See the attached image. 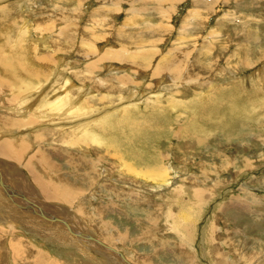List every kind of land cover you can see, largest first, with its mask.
Wrapping results in <instances>:
<instances>
[{"label": "rangeland", "instance_id": "obj_1", "mask_svg": "<svg viewBox=\"0 0 264 264\" xmlns=\"http://www.w3.org/2000/svg\"><path fill=\"white\" fill-rule=\"evenodd\" d=\"M161 1L0 0V66L16 62L18 46L21 63L50 57L41 70L47 80L37 84L47 83L45 99L63 72L71 95L83 90L87 120L98 121L90 124L95 142L74 144L60 132L79 120L31 124L21 120L28 105L17 119L27 91L11 76L6 84L0 69L2 177L59 219L45 221L16 198L18 208L0 188V264H33L40 255L55 264H264V0H169L173 12L162 19ZM92 32L102 39L92 41ZM151 32L159 40L152 66L173 49L193 55L159 75L129 59L87 68L91 49L151 48L141 44L155 41ZM204 40L210 56L197 57ZM11 171L26 186L13 188ZM11 244L24 252L20 262Z\"/></svg>", "mask_w": 264, "mask_h": 264}, {"label": "bare ground", "instance_id": "obj_2", "mask_svg": "<svg viewBox=\"0 0 264 264\" xmlns=\"http://www.w3.org/2000/svg\"><path fill=\"white\" fill-rule=\"evenodd\" d=\"M139 1H141V0H139ZM168 1L169 0H162L161 4H160L161 7L156 9V11L158 12V15L160 16V18L162 17V14L163 15L165 14V12H170V13L173 12L172 10L168 11V9L171 8L170 6H172L174 4L173 3L169 4ZM208 1H210V0H208ZM208 1L203 0L202 3L208 2ZM200 2H201V0H200ZM164 4H165V7L163 6ZM194 4H196V1L194 2ZM130 6H133V1L131 2ZM148 6H150V4H148L146 6L147 9H148ZM194 16L197 19H200V17L198 16V13H196V15L194 14ZM165 18L167 19V16H165ZM199 22H201V21L199 20ZM159 25H160L161 29L165 28L161 24H159ZM28 26H29L28 24L22 23V30L21 31L25 32V33H28ZM153 34H154V32H151L149 37L150 38L154 37L155 41H150V40H147L145 38H142V40H141V44H151L152 45L151 48H147V49H145V48H136L135 50H130L129 49L130 51L126 50V49H125L126 51L124 49L108 51L106 49L104 51V53L98 54L97 50H95V49L92 50L91 47H90L92 54H87V57L89 59V63L88 64H90V66L88 65L87 68L88 69L89 68L92 69V67H93V69H94V68L97 67L98 63L104 62V61H118V62H121V63L128 64L126 62V59L134 60V62H140V65H138V66H142V65H146V64H148L149 66H152L150 60L157 54L158 51H157V47L156 46L159 43V40L157 42V38ZM91 35L93 37L92 41L101 40L102 39L101 33L99 35V33L96 34L95 32H92ZM212 35H214V34L211 33L210 36H212ZM244 38L247 40L248 39V35L244 34ZM199 39H201L200 36L197 37L198 41H199ZM198 43H196V44H198ZM48 44L46 42L42 43V46H44L46 51L50 50ZM203 44L204 45L202 46L201 43H200V49H199L200 53H197V57H201L202 58V57H207L208 55L210 56V53L208 51V49H211L210 46L206 45L205 40H204ZM92 45H94V44H92ZM179 45H183V47H188L187 45L184 46V44H182V42H180ZM16 46H17V44H16ZM20 47L23 48L22 46H20ZM20 47L18 46V50L16 51L18 54L15 55V57H16V59H15L16 62L15 63L12 64V62H7V63H4L3 66H0L1 71L2 72H6L4 77H3V79H2L4 82H6V84L8 83L7 78H10V76H11L12 77L11 80L14 82L15 86L19 85L20 88L23 87V89H25L27 91V93H25V98H21L22 103L19 105V106H21V107H19L20 109L16 110V111L14 110V115L16 117L18 116L17 119H21L20 117L25 115V113H29V114H27L28 117H25V119H21V120L30 121L31 124L33 123V121H32L33 119H36V121H38V122L42 121L43 124L46 123V122H49V121L52 122L53 120H50L51 117L52 118H57V120L55 122H62V124H70V123H74V122L77 123L78 120L80 121V119H82L84 122H80L79 123V121H78V123L76 125L73 124L75 126L73 128H68V127H67L68 129L65 128V127L61 128L62 132H60V134L61 133L64 134L65 140H68V141L71 140L72 142L74 141V144L75 143L78 144V142H81V141L84 142V140H89V141L94 140V142H95L97 140V137H96V135H95V133L93 131H90V124L98 123V121L96 119L87 120L88 118H90L93 115L89 114L90 110L87 109L84 98L81 99V97L85 96V94H83V90L80 89L78 91V93L76 94V96L71 95L72 94V90H70V89H71L72 84H73L72 81L70 80V78H69V80L65 79L64 78V74L62 75L63 72L62 73L59 72L60 74H59L58 79L53 81L54 85H55L54 86L55 92L51 91L53 93V95H52L53 97H49V98L47 97L48 99H45V97H46V92L45 91L47 90V86H46L47 83L44 86H40V85L37 86V84H39V82L41 80H43V81L47 80V76H44L42 74L41 70L44 67H49L50 66L49 64H51V63L47 62L48 58L50 59V57H48V58H45L47 56H45V57H35L34 59L32 58L31 62H28V61L25 60L24 62L21 63L19 61L20 53H21ZM143 47H145V46H143ZM23 50H25V49L23 48ZM221 50H223V49H220V51ZM124 52L125 53L127 52L126 55L124 54ZM192 55H193V53L187 54L184 51L176 50V49H173L172 51H168L167 54H165L164 56L161 57V59L156 63L155 66H152L153 69H151V75H159L160 73L164 72V70L166 72H168V73L169 72L173 73L172 72L173 70L176 71V68H173V67H175V65L178 64V62L182 61V60L179 59V57L186 56L185 60L188 61L190 59V56H192ZM172 68H173V70H172ZM136 70L137 71H142V70H140L138 68H136ZM180 75H181V73H180ZM127 81H129V80L127 78H125V77L120 78V82H127ZM172 82H174V80H172ZM0 84H3V83H1V80H0ZM8 84H10V83H8ZM48 85H50V84H48ZM51 90H53V89H51ZM57 90H59L60 93H56ZM2 93H4V92H2ZM49 96H51V95H49ZM151 97H149V98H151ZM154 98H155V96H154ZM101 101H102V99H101ZM26 105H28V106L26 107V110H25L23 107L26 106ZM131 106L133 107L135 105H129L128 107H126L127 114L130 113L129 112V108H131ZM11 109H14V108H11ZM11 109H9V110L11 111ZM43 109H44V112H48L49 111V114L41 112V110H43ZM45 109H47V110H45ZM20 110H25L26 112L24 114H20L19 115V113H20L19 111ZM37 111H40L41 113H43V116L40 115L39 112H37ZM67 111H69V113H67ZM63 115H66L67 117H63ZM48 117H50V118L48 119ZM72 121H74V122H72ZM64 122H66V123H64ZM59 124H61V123L54 124V122H53V126H56V125L59 126ZM67 126H69V125H67ZM24 127H28V130H25V132L31 130V128H32V127H30L29 124L24 126ZM61 129H58V130H61ZM34 131H36V130H33L32 132L29 131V133L26 134V136H27L26 139H30L31 140V135L33 134ZM13 143H16V142H13ZM17 143H19V142H17ZM85 143H86V141H85ZM83 145H84V143H83ZM17 146H18L17 148L15 146V149H14L15 151H16V149H19V145H17ZM85 146H87V144ZM0 148H2V146H0ZM22 152H23V150H22ZM32 162L33 161L29 162L30 164H28V165H32ZM26 164H27V162H26ZM34 165H35V161H34ZM25 167H26V165H25ZM5 168H6V166H5ZM31 169L32 168H29L28 170H31ZM15 171H16V169H15ZM15 171H13V172L11 171V174H12L11 175V178H12L11 181H13L12 183H14V185L12 187L15 188L14 186H16L17 187L16 189H18V188H22L23 186H26L25 182H24L25 179L23 181L22 180L19 181L20 179L19 180L16 179V175H15L16 172ZM9 174H10V172H9ZM20 174H21V172H20ZM176 187H178V186L176 185ZM0 188L4 192V194L6 195V197L8 199L13 198L14 202L16 203V206L18 205L17 206L18 208H21V207L16 201L18 199H21V200L25 201L24 202V203H26L25 209L27 211H29V212H31L33 214H36L37 216L39 215V217L41 219L45 220V221H50V222H53V223L59 221V219H57V218H55V219L48 218V216H47L48 214L46 215V212H44L43 209L40 208L38 205L34 204L30 200H27L26 198H23V196H19V194L18 195L15 194L14 191H13L14 189L9 187L8 184L6 183V181L4 180V178L2 177V171H0ZM1 190H0V192H2ZM188 190H189L188 187L185 188V192H187ZM0 197H2V196H0ZM16 198H18V199H16ZM14 202L12 201V203H14ZM27 206H28V208H27ZM23 208H24V206H23ZM33 217H34V215H33ZM60 223L64 227L67 228L68 232H70L71 234L74 235V233H72L69 230V228H70L69 223H67V222H65L63 220H61ZM11 224H13V223H11ZM75 234L77 235L76 236L77 238H80L78 233H75ZM81 239L82 240L85 239V240H88V241L93 242L95 244H98V245L104 247V249L110 250L113 254L117 255L121 260L125 261L123 256H122V254H120L119 252L115 251L110 246H109L110 247L109 248L108 246L104 245V243L97 241L94 237L84 235V237L81 236V238L79 240H81ZM11 245L16 250L15 254H14L13 262L15 261V259H17L18 262H20V260H23L22 258H23V253L24 252L21 251V249L19 250V248H17L14 244H11ZM12 252H13V250H12ZM125 263H126V261H125ZM33 264H55V263L53 261H50L45 256L40 255L39 257H36V260H35V262ZM126 264H128V263H126Z\"/></svg>", "mask_w": 264, "mask_h": 264}, {"label": "crops", "instance_id": "obj_3", "mask_svg": "<svg viewBox=\"0 0 264 264\" xmlns=\"http://www.w3.org/2000/svg\"><path fill=\"white\" fill-rule=\"evenodd\" d=\"M0 149H2V148H0ZM29 151H30V150H29ZM15 154H16V152H15ZM15 154H14V155H15ZM25 157H28V153H27L26 155H23V156H18V158H21V160H25V159H26ZM2 162H3V161L0 162L1 165H2ZM4 166H5V165H3V167H4ZM9 167L12 168V167H17V166H16L15 163H10V164H9ZM6 169H7V167H6ZM5 171H6V170H5ZM26 173H27V175H29V172H26ZM39 193H41V195L43 196V198H44V195H47V194H45L46 191H44V192H40V191H39ZM16 194H18V193H16ZM20 196H21V195H20ZM23 198H25V197L23 196Z\"/></svg>", "mask_w": 264, "mask_h": 264}]
</instances>
